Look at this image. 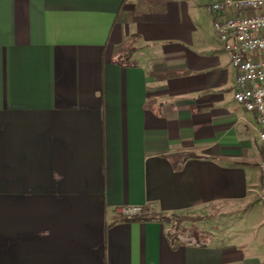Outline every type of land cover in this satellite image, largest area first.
Returning <instances> with one entry per match:
<instances>
[{
	"label": "crops",
	"instance_id": "1",
	"mask_svg": "<svg viewBox=\"0 0 264 264\" xmlns=\"http://www.w3.org/2000/svg\"><path fill=\"white\" fill-rule=\"evenodd\" d=\"M208 3L0 0V264H264L228 233L264 145Z\"/></svg>",
	"mask_w": 264,
	"mask_h": 264
},
{
	"label": "built area",
	"instance_id": "2",
	"mask_svg": "<svg viewBox=\"0 0 264 264\" xmlns=\"http://www.w3.org/2000/svg\"><path fill=\"white\" fill-rule=\"evenodd\" d=\"M213 28L235 69L233 98L256 116L258 139L264 145V0H209ZM264 177V159L259 163ZM264 202V186L258 192ZM125 212H136L126 208Z\"/></svg>",
	"mask_w": 264,
	"mask_h": 264
},
{
	"label": "rangeland",
	"instance_id": "3",
	"mask_svg": "<svg viewBox=\"0 0 264 264\" xmlns=\"http://www.w3.org/2000/svg\"><path fill=\"white\" fill-rule=\"evenodd\" d=\"M140 213L141 212H138L136 214ZM178 217H181V222L178 223L179 228L177 227L180 239L186 240L187 238H192L193 236L201 239L204 238L201 234V226L198 224L200 220L198 216L184 214L178 215ZM260 218H262L260 211L248 212L243 214L240 218L237 214L232 215L229 218L228 233L236 236L239 235L238 243L245 247L247 252L256 250L264 253V220L259 223ZM212 221L217 222L215 219ZM166 228L169 227L166 226Z\"/></svg>",
	"mask_w": 264,
	"mask_h": 264
},
{
	"label": "trees",
	"instance_id": "4",
	"mask_svg": "<svg viewBox=\"0 0 264 264\" xmlns=\"http://www.w3.org/2000/svg\"><path fill=\"white\" fill-rule=\"evenodd\" d=\"M135 221H157L165 226H168L166 234L171 241H176L180 239V234L178 232V223L181 222V217H178L177 214H166L158 213L153 215H139L133 217ZM178 227V228H177ZM185 240V239H184ZM187 241H190L191 238H187Z\"/></svg>",
	"mask_w": 264,
	"mask_h": 264
}]
</instances>
